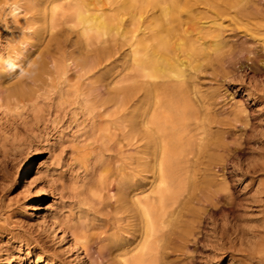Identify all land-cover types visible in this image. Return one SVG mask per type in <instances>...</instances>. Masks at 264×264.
<instances>
[{"label": "bare ground", "instance_id": "1", "mask_svg": "<svg viewBox=\"0 0 264 264\" xmlns=\"http://www.w3.org/2000/svg\"><path fill=\"white\" fill-rule=\"evenodd\" d=\"M245 1L0 0L24 36L21 44L47 33L51 52L33 62L24 56L23 76L13 70L11 77L12 69L0 67V107L35 105L41 91L57 86L60 92H72L77 108L91 115L89 131L100 142L94 161L101 169V216L98 231L81 237L89 258L102 264H189L201 215L221 192L232 200L225 173H219L237 158L227 134L244 125L245 110L220 117L211 101L198 94L192 78L203 62L225 49L226 18L253 24L261 17ZM67 31L78 37L71 51ZM110 42L114 48L98 53L99 44ZM89 47L96 52L90 64L83 54ZM14 49L15 55L22 54V47ZM116 54L126 58L128 84L114 88L109 82L108 96L98 97L82 77L100 75L101 65L113 62ZM247 59L256 65V56ZM104 150L112 153L106 158ZM250 167L264 170V160ZM30 168L21 166V171ZM216 177L222 178L218 182ZM40 190L47 195L43 186ZM36 196L32 193L31 202ZM262 250L264 246L251 254L262 258ZM5 263L19 264L14 257H6Z\"/></svg>", "mask_w": 264, "mask_h": 264}, {"label": "rangeland", "instance_id": "2", "mask_svg": "<svg viewBox=\"0 0 264 264\" xmlns=\"http://www.w3.org/2000/svg\"><path fill=\"white\" fill-rule=\"evenodd\" d=\"M244 3L261 17L253 24L226 18L222 24L225 49L220 56L214 54L203 62L192 78L198 94L211 101L220 117L238 109L245 110L242 115L248 120L241 127H231L227 134L237 158L228 160L219 173H225L232 200L221 192L217 203L208 206L209 214L206 211L201 215V232L188 251L189 264H264V257L251 254L264 246V170L253 172L250 167L253 161L264 160V0ZM9 12L1 4L0 67L12 69L10 76L14 77L13 70L22 71L18 76H23L24 56L32 57L33 62L50 55L48 37L44 33L41 40L31 38L21 44L24 36L14 27ZM67 37L71 51L78 37L69 31ZM18 46L22 54L15 55ZM112 48L113 42L99 44L98 53ZM83 52L89 64L94 61L96 52L91 47ZM253 55L257 58L255 66L247 59ZM14 56L18 59L13 62ZM125 60L124 54H116L113 62L101 65L100 75L87 74L82 79L92 83L93 94L106 97L109 82L114 88L128 84L123 76ZM15 64L18 66L14 69ZM76 79L74 76L73 82ZM77 106L72 92H60L55 86L41 91L35 105L0 107V264H8L6 257H14L19 264H102L89 258L81 243L83 235L98 231L101 169L94 161L100 153L95 148L100 142L89 131L91 115ZM104 152L106 158L112 153ZM21 166L31 168L21 171ZM42 186L46 196L41 195ZM32 193L38 195L33 202ZM260 253L264 255V250Z\"/></svg>", "mask_w": 264, "mask_h": 264}]
</instances>
